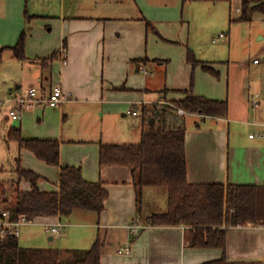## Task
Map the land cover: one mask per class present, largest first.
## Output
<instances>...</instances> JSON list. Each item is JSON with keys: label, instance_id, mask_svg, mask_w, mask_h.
<instances>
[{"label": "crops", "instance_id": "0c3cea01", "mask_svg": "<svg viewBox=\"0 0 264 264\" xmlns=\"http://www.w3.org/2000/svg\"><path fill=\"white\" fill-rule=\"evenodd\" d=\"M70 3L72 0H0V48L15 44L26 25V14L36 15L28 19L31 28L25 43L27 60L21 62L37 65L40 74L34 82L27 79L25 85L15 84L9 90L14 93H10L23 94L29 86L40 89L60 84L66 96L56 107H35L25 124L21 121L18 126L10 125L6 135L10 127L16 126L27 137L59 140L60 163L80 165L85 178L101 179L108 197L98 215L76 209L67 218L40 217L31 223L59 222L61 227L67 226L59 238L58 248L62 251L85 250L99 237L104 241L99 264H198L221 257L220 248L189 246L187 228L182 225L145 224L142 217L162 212L150 211L144 205L147 194L149 205L163 202V192L159 190H143L142 217L136 219L131 169L120 165L99 167V144L139 142L146 124L142 106L181 100L193 76L192 91L227 100L228 111L225 117L184 113L187 180L264 185V82L255 87V99L238 87L237 95L230 97L224 75L229 72L228 64L221 70L220 62L201 58L202 63L195 66L188 62L186 32L181 31L182 0H129L127 5L99 0L94 12L73 11ZM147 21L152 28H147ZM54 50H59V57L49 66L33 61ZM5 56L13 58L11 52ZM136 58L146 59L134 62ZM202 64L218 70L219 76L206 71ZM10 105L3 107L0 114L8 124L13 120L7 113ZM18 148L21 166L42 176L39 187L58 190L59 167L47 165L28 150ZM15 179L8 183L0 180L1 201L10 203L17 189L30 188L24 179L12 184ZM165 202L166 209L167 196ZM3 206L0 203V209ZM134 222L142 227L137 235L129 237L127 226ZM27 232H20L18 237L22 246H28L22 238L37 235L28 236ZM61 233L62 230L58 234ZM55 238L48 232L49 240ZM127 243L131 252L119 253L118 248ZM224 254L229 261L264 260V225L228 228Z\"/></svg>", "mask_w": 264, "mask_h": 264}, {"label": "trees", "instance_id": "16d2710c", "mask_svg": "<svg viewBox=\"0 0 264 264\" xmlns=\"http://www.w3.org/2000/svg\"><path fill=\"white\" fill-rule=\"evenodd\" d=\"M195 0H182V3ZM230 1V0H200ZM255 11L264 13V0H241L239 16L231 21H250ZM17 41L12 46L0 48V60L5 49L11 50L13 58L26 61L25 43L31 25L30 18ZM147 28H152L147 21ZM63 41L62 49L66 47ZM59 57L54 50L47 57L33 60L42 67L49 66ZM187 61L193 66L202 63L194 51L187 46ZM136 58L133 61H145ZM164 62L165 60L155 59ZM209 73L219 76V71L202 64ZM185 89V97L170 104L143 105L141 112L145 126L140 141L124 144H99V167L120 165L131 169L136 192V219L141 216L143 190L147 187H166L167 206L162 212L142 217L149 225H182L187 228L186 241L191 247L220 248L221 257L198 264H264L262 261H229L225 257V239L228 228L245 224L264 225V185L233 184L220 182L190 183L187 180L185 158V115L199 113L208 116L225 117L228 103L225 99L208 98ZM123 87V86H122ZM6 141H15L19 147L31 152L37 159L50 166L59 167L58 190H42L38 182L42 179L38 173L25 169L20 157L15 158L14 171L16 184L21 179L30 183L26 190H16L14 201L0 200L3 208L9 211L11 219L24 215L28 219L59 216L67 218L76 209H84L100 214L105 207L108 191L101 179L89 180L83 176L82 167L76 164H63L59 159L60 141L23 135L20 127H10ZM104 241L97 237L85 250L67 249L63 256L60 249L22 246L18 237H0V264H99ZM67 258V259H65Z\"/></svg>", "mask_w": 264, "mask_h": 264}, {"label": "rangeland", "instance_id": "374dc122", "mask_svg": "<svg viewBox=\"0 0 264 264\" xmlns=\"http://www.w3.org/2000/svg\"><path fill=\"white\" fill-rule=\"evenodd\" d=\"M98 1L83 0L82 3L79 0H72L70 4L73 11L85 9L94 12L98 7ZM114 2L127 5L129 0H114ZM240 2L241 0L187 1L181 7L184 24L181 31L186 32V42L188 41V46L194 51L197 58L208 62H220L221 70L224 69L223 66L226 64L229 65V72L225 71L224 75L227 76L230 97L237 95L235 90L238 87L241 92H249V97L255 99V87L259 86V82H264V13L260 11L253 12L250 21H231V18L234 19L239 16ZM180 19L178 22H181ZM220 34H223V36L220 37ZM179 38L180 40L184 39L182 36ZM8 52H11V50H4L0 60V101L3 102L5 108L10 105V92L14 93L15 91H9L10 88L13 89L15 84L22 83L25 85L27 79L34 82L37 73L40 74L37 65L5 56ZM254 59H257V62L260 61V64H254ZM33 109L25 111L20 120L10 122L11 119L8 118L10 119L7 120L9 124L4 122V116L0 115V169H2L0 170V180L3 179L6 183L16 178V172L14 171L15 158L18 157L19 152L17 142L6 141L7 127L10 125L18 126L21 121L25 124L29 117L27 116L28 113L32 112ZM149 189L163 192L162 198L164 197V201L149 205L150 195L147 194L144 205L150 211H163L166 204V187H149ZM13 195L14 192L10 196V203L14 201ZM43 224L34 222L22 225L21 234L25 231H28V236L37 234L30 236V238H22V242L28 243V246L31 247L59 249V238L68 227H61V235L53 234L56 236L55 240H49L48 232ZM31 228H33V231L30 230ZM20 238L18 239L19 243H21ZM62 252L63 256L68 257L69 254Z\"/></svg>", "mask_w": 264, "mask_h": 264}, {"label": "built area", "instance_id": "2783aa9c", "mask_svg": "<svg viewBox=\"0 0 264 264\" xmlns=\"http://www.w3.org/2000/svg\"><path fill=\"white\" fill-rule=\"evenodd\" d=\"M220 37L223 34L219 35ZM65 57L63 58V61ZM253 62H257L254 59ZM65 93L60 84H53L49 88H36L34 86H29L25 93L23 94H11L9 103L11 104L7 110L8 115L13 120H20L25 111L30 110L35 107H56L60 105L65 100ZM254 104L255 101L252 100ZM179 114H184L181 108L177 109ZM3 113V102L0 101V114ZM136 111H133L135 114ZM33 220L28 219L26 216L21 215L17 219H11L10 213L5 208L0 209V237L6 238L8 236L19 237L20 226L26 223H31ZM44 228L53 234L60 233L62 224L59 222L48 223L44 222ZM142 226L134 222L127 226L129 237L135 236L139 233ZM119 253H130L131 248L128 245L120 246L118 248Z\"/></svg>", "mask_w": 264, "mask_h": 264}]
</instances>
